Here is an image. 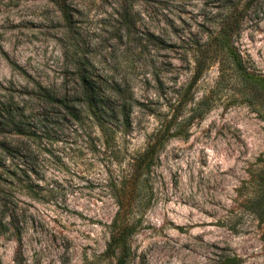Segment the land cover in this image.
I'll return each instance as SVG.
<instances>
[{
	"label": "rangeland",
	"instance_id": "rangeland-1",
	"mask_svg": "<svg viewBox=\"0 0 264 264\" xmlns=\"http://www.w3.org/2000/svg\"><path fill=\"white\" fill-rule=\"evenodd\" d=\"M252 1L234 44L264 78V0ZM227 2L0 0L2 102L42 106L39 86L71 90L88 62L108 90L124 91L131 122L108 144L75 119L31 141L19 161L30 181L14 184L21 233L0 230V264H118L124 245L107 250L113 221L131 225L124 264H264V221L249 208L264 153L261 102L217 84L216 67L192 84L185 57ZM181 98L178 121L194 114L185 134L165 141L148 170L132 165Z\"/></svg>",
	"mask_w": 264,
	"mask_h": 264
},
{
	"label": "trees",
	"instance_id": "trees-1",
	"mask_svg": "<svg viewBox=\"0 0 264 264\" xmlns=\"http://www.w3.org/2000/svg\"><path fill=\"white\" fill-rule=\"evenodd\" d=\"M225 7L226 11L216 18L212 28L207 31L205 40H194L191 37L187 43L189 50L185 51V57H189L190 60L192 84L197 83L204 74L216 67L217 84L226 82V86L229 84L239 92L250 106L256 101L261 102L262 108L257 112L264 122V78L247 70L234 44V37L240 30L242 17L251 10L256 11L257 5H254L252 0H228ZM147 37L156 42L160 41V38L153 33H148ZM87 63L80 62L76 67L71 90L67 89V86L57 89L39 86L35 101L42 106L35 108L34 105L28 106L27 102L19 104L13 99L7 102L0 100L1 231L20 236L21 230L18 227L20 214L17 211L14 184L30 181L28 170L22 168L19 161L26 160L25 156L30 155L31 141L39 133L46 134L52 128H60L64 123L75 119L80 127H84V124L96 127L100 138L103 139L102 143L108 144L117 134L124 136L130 129V107L127 106L125 99H121L124 91L114 88L113 83L112 90H108L110 86L97 76L93 67H89ZM177 102L171 119L168 122H161L150 136L143 155L133 159L132 165H137L138 168L144 166L148 170L153 163L154 154L160 151L165 141L185 134V124L194 114L192 112L183 122L178 121L182 111V98ZM259 161L260 166L251 182L252 196L249 198V208L255 217L263 222L264 153ZM118 205L121 210V203L118 202ZM118 218L116 217L115 220ZM111 233L107 250H114L120 244L124 245L118 260V264H124L123 252L126 239L131 233V225L126 222L119 227L117 221H113ZM223 264H239V261L237 257L225 258Z\"/></svg>",
	"mask_w": 264,
	"mask_h": 264
}]
</instances>
